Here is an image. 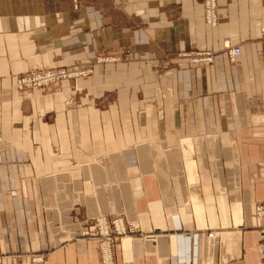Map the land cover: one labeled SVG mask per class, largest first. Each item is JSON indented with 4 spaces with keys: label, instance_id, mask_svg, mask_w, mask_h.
<instances>
[{
    "label": "crops",
    "instance_id": "1",
    "mask_svg": "<svg viewBox=\"0 0 264 264\" xmlns=\"http://www.w3.org/2000/svg\"><path fill=\"white\" fill-rule=\"evenodd\" d=\"M96 1L75 9L71 0H0V264H98L96 241L78 236L81 219L98 213L135 220V231L112 245L114 264H264V217L253 214L264 201V0H218L213 33L198 0ZM225 36L238 39L234 61L219 48ZM210 48L212 63L173 62L155 88L156 58ZM100 50L143 55L147 95H164L148 99L163 110L154 114L148 103L150 142L127 149L142 192L127 196L129 211L111 183L106 142L131 146L135 121L123 135L121 121L98 117L89 98L76 109L64 102V91L107 90L123 71L108 66L103 80L73 89L63 81L52 101L11 85L12 73L36 63ZM123 155L113 153L112 172L130 193ZM187 234L195 239L182 246ZM180 246L187 263L176 256Z\"/></svg>",
    "mask_w": 264,
    "mask_h": 264
},
{
    "label": "rangeland",
    "instance_id": "2",
    "mask_svg": "<svg viewBox=\"0 0 264 264\" xmlns=\"http://www.w3.org/2000/svg\"><path fill=\"white\" fill-rule=\"evenodd\" d=\"M107 1V2H105ZM210 1V0H209ZM213 1V0H212ZM217 1H213V10L215 12L214 22L215 24L211 26V29L209 27V23L207 22V15H206V3L207 0H198L199 6L201 7V20L203 26L209 30L211 33H213L215 30H217L218 25V10H217ZM227 2H230L231 0H226ZM83 0H71L72 6L76 9L78 6L83 5ZM87 2V1H86ZM96 2H99L101 6H105V3L112 4L113 2L111 0H98ZM89 3H87L88 5ZM85 5V4H84ZM86 5V6H87ZM209 28V29H208ZM214 28V29H213ZM238 40V39H237ZM231 41L229 37H224L221 39V46L219 48H223L224 45H232L240 47L239 43H235V41ZM197 50H203V49H197ZM207 50H213V49H207ZM196 50H180L177 51V53H180L179 55H173V56H161L157 59V63H155V72L152 74V80L155 83V88L158 86L157 81L159 82L161 75L166 71L168 68L173 67V62H176L175 65L184 63L186 66L191 64H196L190 61L192 56L190 54L195 53ZM222 51H215L214 53H219ZM132 54V53H131ZM189 54V55H188ZM187 59V60H186ZM124 66L123 68H119V66ZM198 65V64H196ZM202 65V64H200ZM108 66L114 70V72L121 73V70L123 71L122 76H115L110 78L111 83H109V88L106 89H100L98 93L95 92L94 87L90 88L89 86H84L83 88H77L75 90H71L70 92L68 90L64 91L65 96V107H72L73 109L79 108L80 106L85 103L84 98H89V101H91V105L96 106L99 110L98 117L103 118H114L119 119L121 121V133H124L123 128L125 127V123L128 124V127L134 123V129H135V135L131 134V140L128 142L131 146L123 147L119 150L116 149V145H114L113 139H109V142H106L107 145V154H111L107 158L109 162V167L111 170V174L113 175V181H116V184L121 189V193H123L124 200H125V206L127 207L128 211L130 207H128L129 202L128 201V195L134 196L135 199H138L142 196L141 188H140V179L141 174L137 172V170L129 167V163L133 162L134 159L132 155H128L127 149L128 148H135L136 144L141 143H147L150 142V131L147 130L148 123L143 122L145 117H149L148 115V103L154 104L155 107L153 108L154 114H161L162 108L157 104V102H148V99H156V97H162L160 96L159 92L158 95H156L155 90L152 92L151 95H147V85L145 80L146 79V71L144 67V60L143 55L141 57L139 54L134 55L131 57L130 53L127 51L119 53V55H112L110 52H107L106 50L103 51H97L93 57L86 59L84 55L79 56L76 60H73V58L69 60L64 61H50L49 63H46L45 65L41 63H36L35 68L28 67L27 69L24 68L20 71V73L15 74L12 73L11 75V85L13 87L15 83V89L18 91H25L27 93H32L31 91H36L37 89L42 92V94H47V96H50L51 101L53 97L50 95L53 91H62L61 84L63 81L68 80L70 86L73 89V86L77 84V81H81V79H91L92 83L94 80L101 79L103 80L105 71L107 70ZM71 67H83L87 68L88 72L84 75H79L74 78H66L60 79L54 82H51L50 85H43L42 87L35 85L34 87H27L22 86L19 88L18 84V78L25 77V74L31 73V69L37 70V71H45L49 70L51 68H71ZM99 68V69H98ZM98 69V70H97ZM27 73V74H28ZM49 74V73H48ZM15 77V78H13ZM100 80V82H101ZM39 82V81H37ZM26 83L31 84V81L28 79L26 80ZM79 89V90H78ZM166 92V90H164ZM99 96L97 98L93 99V102L91 100V97ZM123 100L121 101V98ZM163 98V97H162ZM31 98L27 97L24 100V103L22 105L23 110L29 111L28 107V100ZM160 103V102H159ZM30 106V105H29ZM69 109V108H68ZM114 110V113L112 114ZM163 111V110H162ZM32 115H30L31 117ZM157 118H159L157 116ZM37 119V118H36ZM49 119L45 118L43 121H47ZM129 121L131 122V125L129 124ZM141 121V123H140ZM30 123H33L32 117L29 119ZM49 122V121H47ZM131 126V127H133ZM146 127V128H145ZM108 128V135H110V127ZM130 130V129H129ZM138 132V133H137ZM147 132V133H145ZM125 134V133H124ZM123 134V135H124ZM111 136V135H110ZM133 138V139H132ZM113 141V142H112ZM113 143V144H112ZM140 146V145H137ZM136 150V148H135ZM122 152L124 155L121 156L123 160V163L125 165V168L129 171L124 174L127 175V181H129L130 184V193L127 192L126 188H124L123 184V177L122 174H117L115 171L112 172V169H116L118 167L117 163L119 160H116L117 157H113V153L115 152ZM137 151V150H136ZM96 158V157H95ZM136 159V158H135ZM96 160L99 162V157L96 158ZM138 166H140V160H137ZM135 163V162H134ZM130 168V169H129ZM134 178H139V182L137 185L139 187H135V183L132 181ZM101 182V181H99ZM102 183V182H101ZM111 183H108V191L110 195L112 194L111 189ZM123 184V185H122ZM105 188V184H104ZM107 189V188H106ZM7 195L11 196L14 192L11 188L7 189ZM115 196V195H114ZM14 197V196H12ZM116 219V220H115ZM135 220L133 219H127L124 217L121 213H111V214H104V213H98L97 216L93 217H83L81 219V229L78 231V236L85 237L88 239H92L95 242L96 250L98 252V264H114V255L112 252V245L121 237L125 236L127 234H131V232L135 231L136 225ZM117 223V224H116ZM124 229V230H123ZM123 230V232H122ZM122 232V233H121ZM182 235H180L181 237ZM179 237V239H180ZM41 256V255H40ZM39 256H35V259L37 260Z\"/></svg>",
    "mask_w": 264,
    "mask_h": 264
},
{
    "label": "built area",
    "instance_id": "3",
    "mask_svg": "<svg viewBox=\"0 0 264 264\" xmlns=\"http://www.w3.org/2000/svg\"><path fill=\"white\" fill-rule=\"evenodd\" d=\"M224 50H226V53L228 57L232 58L231 56H235L238 53V47L237 46H231V45H224ZM211 51V50H210ZM209 50H196L195 53L190 54L192 59L190 61L192 62H197L196 60H210V52ZM189 55V54H188ZM197 58V59H196ZM88 72L87 68L83 67H71L68 69L65 68H51L49 70L45 71H37L34 69H31V73H26L25 77L18 78V84L19 88L22 86H27V87H34L35 85L42 87L43 85H50L51 82L64 79L66 78H74L79 75H84ZM48 73L51 75L50 80H45L47 78ZM30 80L31 84L26 83V80ZM39 81V82H37ZM253 214L256 217H264V201L259 202L254 208H253ZM116 220V219H115ZM117 224V223H116ZM124 230V229H123ZM122 230V232H123ZM121 232V233H122Z\"/></svg>",
    "mask_w": 264,
    "mask_h": 264
},
{
    "label": "bare ground",
    "instance_id": "4",
    "mask_svg": "<svg viewBox=\"0 0 264 264\" xmlns=\"http://www.w3.org/2000/svg\"><path fill=\"white\" fill-rule=\"evenodd\" d=\"M214 1V0H213ZM213 1L212 0H207V5H206V15H207V22L209 23V27L211 28V26H213L214 24H215V22H214V17H215V12H214V10H213ZM232 46V45H231ZM211 52V51H210ZM239 53H240V47H238V53L235 55V56H231L232 58H230L229 57V59L231 60V61H234L237 57H238V55H239ZM227 54V53H226ZM197 59V58H196ZM213 59H214V54L211 52V54H210V60H202V58L200 59V60H196L197 62H195L196 64H208V63H212L213 62ZM194 63V62H193ZM51 75L50 74H48V76H47V78H45V80H50V77ZM258 203H256V205H257ZM255 205V206H256ZM195 239V235H193V234H187V235H182L181 237H180V239H179V243H181V245L182 246H184V244H185V242H188V243H190V241L191 240H194ZM178 243V244H179ZM186 253L187 252H185V250H184V248H181V246H180V250H179V253H177L176 254V256H177V258H178V260L179 261H184L185 263H187V259H186ZM38 259H40V258H38Z\"/></svg>",
    "mask_w": 264,
    "mask_h": 264
}]
</instances>
